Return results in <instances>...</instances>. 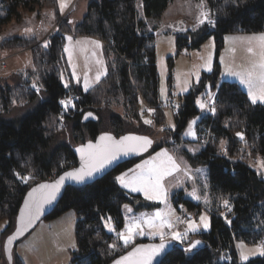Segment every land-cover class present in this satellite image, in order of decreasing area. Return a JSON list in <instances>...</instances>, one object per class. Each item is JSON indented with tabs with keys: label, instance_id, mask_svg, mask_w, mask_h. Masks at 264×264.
<instances>
[{
	"label": "trees",
	"instance_id": "trees-1",
	"mask_svg": "<svg viewBox=\"0 0 264 264\" xmlns=\"http://www.w3.org/2000/svg\"><path fill=\"white\" fill-rule=\"evenodd\" d=\"M169 1L141 0L140 13L137 0H87L84 14L74 21L69 19L71 11L63 16L57 13L55 29L40 42L34 37L0 36V51L24 49L31 55L29 68L0 75V219L8 220V231L17 225L30 188L53 181L76 164L75 147L105 134L114 138L159 137L157 145L149 147L146 153L170 137L191 165H206L208 178L205 202H194L182 189L172 194V201L184 207L189 216L206 208L210 228L189 233L183 242L166 235L171 244L162 258L164 264H264L262 255L240 261L235 250L238 240L264 243V167L259 168L256 163L258 158L264 162V104H253L235 81L226 80L215 86L219 70L215 64L212 71L202 73L201 77L211 81L215 88V113L201 114L196 124L197 135L203 132L205 142L202 144L198 138L201 144L191 152L183 146L180 135L190 118L199 113L195 104L199 88L177 98L180 106L176 112L168 105L174 127L158 129L167 120L166 106L158 91L155 27H150L145 18L158 17ZM206 3L214 24L205 21L196 30L177 34L178 51L185 50L187 45L198 47L209 36L214 37L219 49L229 32L264 29V0ZM0 6L5 11L1 23L17 16L19 8L56 7L57 0H0ZM65 32L93 36L103 42L107 72L87 91L73 84L65 88L62 83L63 66L66 68ZM68 93L74 95V100L65 109L60 99ZM38 98L41 101L32 106ZM150 107L155 114L149 118L152 123L147 124ZM86 111H92L97 118L82 121ZM52 118H61V129L49 124ZM63 133L70 134L71 142L59 141ZM173 138L177 141L173 142ZM141 154L84 183L68 182L44 216L48 219L67 209L75 210L77 247L73 264H108L137 242L160 240L157 236H135L125 246L117 237L124 225V203L135 208L157 205L125 190L113 177L114 172ZM20 177L29 179L25 183ZM224 200L230 203V210L224 206ZM109 217L114 232L105 227ZM195 240L201 243L185 251ZM113 244L115 248L111 247Z\"/></svg>",
	"mask_w": 264,
	"mask_h": 264
},
{
	"label": "rangeland",
	"instance_id": "rangeland-1",
	"mask_svg": "<svg viewBox=\"0 0 264 264\" xmlns=\"http://www.w3.org/2000/svg\"><path fill=\"white\" fill-rule=\"evenodd\" d=\"M64 3L66 6L62 11L61 0H57L56 7L43 6L34 10L19 8V14L17 16H12L0 23V36L34 37L38 39L39 42L42 41L55 29L54 26L57 23V13L63 16L66 12L71 11V14H68L71 16L69 19L70 21H74L84 14L87 0H64ZM136 4L140 13H142L141 0H137ZM202 11L206 12L210 19V11L206 0H170L158 17L145 18V21L150 27H155L153 31L155 34L158 91L160 99L163 100L162 104L166 106L164 113L167 120L165 123L169 127L173 128L174 125L171 116L172 112L167 104L169 98H179L180 95H183L192 88L200 89L195 95V104L199 113L191 117L185 128L180 132L182 140H184L182 144L185 148H189V143H199L197 141L196 124L201 114L210 111V102L214 99L215 88L211 81L201 79L202 73L212 71L216 64L219 70L215 86L218 87L222 81H235L248 95V88L246 85L240 83V78L238 76L228 75L227 72L230 70L232 72L246 74L252 69V64L259 61L260 49L257 46V42L252 41L250 43L245 38L264 34V29L255 32L234 31L225 34L223 44L219 49H217L214 37L209 36L204 39L198 47H190V45H187L185 50L178 51L176 43L177 34H185L187 31L196 30L201 25L199 22L200 19H204V17L201 16ZM3 16H5V11L0 6V17ZM205 21H208V19H205ZM68 37H72L71 41L67 39ZM64 38L65 44L63 53L66 68L63 66V71L61 73L62 83L63 85L67 83L68 87L71 84L80 85L85 91V77H87L88 84L90 85L89 88H91L99 82L96 80L97 74L103 73L100 76L101 79L107 72L103 42L93 36L74 35L70 32H65ZM93 41L99 42L100 47L93 44ZM66 47L69 51H65ZM249 47L254 49L255 54L249 53ZM209 58L211 70H209ZM1 60L5 63V66L0 68L1 76L10 72L25 70L31 66L30 51L24 49L18 51L1 50L0 61ZM98 61L102 63H98ZM258 71L257 69L256 72L258 73ZM185 88H187L186 91L184 90ZM40 98L36 99V101L32 103V106L35 107L36 104L41 101ZM198 100L206 105L203 110L197 103ZM147 111L148 115L146 118L151 120L149 119L150 116L154 115L152 111ZM57 120L58 121H56V118H52L49 124L61 129V118H57ZM191 121H195V124L192 126V131L195 133V136L185 135ZM158 129L163 128L159 127ZM169 138L166 139L168 143L158 147L156 150H150L147 153L144 151L140 159L132 164L134 165L138 162L141 164L143 161L155 156L157 152L167 150V152L181 165V171L174 173L173 176L166 177L163 181L167 190V200L166 202H161L160 208L154 209L155 212L160 211L161 213L170 202L169 194L171 193H169V190H171V188H174V192L180 189L185 191L187 189L186 186L189 185L192 189L195 188L197 190V194L201 196V198L203 197L202 203L205 202L207 195V186H205L208 181L207 168L204 166L202 167V165H191L186 160L184 154L179 150L180 146L171 143ZM149 139L152 141L150 146L152 147L157 145L158 141L156 140H159V137H153L152 139L149 137ZM71 140L70 134L63 133L60 135L59 141L71 142ZM203 143L204 142H202V144ZM79 147L80 146L75 147L74 150ZM189 151L194 152L193 150ZM256 163L257 167L260 168V158H258ZM132 165L127 166L126 169H130ZM185 167L191 170L190 174L194 175L193 180L185 175L183 171ZM197 169L201 171L197 172ZM191 200L199 203V201H195L192 198ZM125 205L131 209V212L127 211ZM122 207L126 223L130 218H134L132 211L135 210L129 203H124ZM171 215L173 216L174 213ZM201 216L207 217V229H205L201 223ZM76 218L77 214L75 210L67 209L52 218L47 219L42 217L33 226L27 229L23 228L22 234L17 233V229L21 228L18 226H12L11 230L8 231V220L5 218L0 219V264H16V262L19 261L23 264H73V252L77 247L75 236ZM189 220L200 226L197 232L208 231L210 228V215L206 208L202 207L198 213L191 214L180 226L170 231L184 232L187 228V221ZM164 231L167 234L169 229H164ZM10 236H14L15 238L11 243H8V238ZM241 244L244 245L243 249L238 247ZM260 245V243L238 240L235 243L238 259L244 261L240 258L241 251H244L248 255V259L260 255L257 251Z\"/></svg>",
	"mask_w": 264,
	"mask_h": 264
},
{
	"label": "snow or ice",
	"instance_id": "snow-or-ice-1",
	"mask_svg": "<svg viewBox=\"0 0 264 264\" xmlns=\"http://www.w3.org/2000/svg\"><path fill=\"white\" fill-rule=\"evenodd\" d=\"M65 6L64 0H61V11ZM201 16L204 17V19H200L199 21L201 24L204 23L205 19H208L210 24H214V21L208 18L206 12L202 11ZM67 39L71 41L72 37H68ZM245 39H247L250 43L252 41L257 42V46L260 49L259 61L253 63L252 69L246 74L232 72L230 70L227 74L238 76L240 78V83L247 86L248 95L253 104H256L257 102L264 103V34L247 37ZM92 43L97 47H100L99 42L93 41ZM45 47H47V42L45 43ZM65 51H69V49L66 47ZM248 51L249 53L255 54L252 47H249ZM98 63L102 62L98 61ZM257 69L259 70L258 73L256 72ZM209 70H211L210 58ZM102 74L103 73L97 74V81H99ZM33 87L36 88V85L33 84ZM64 87L67 88L68 84L65 83ZM89 87L90 85L88 84L87 77H85V91H87ZM184 90L186 91L187 88ZM37 91H39L38 88ZM60 103L64 105L65 109H67V107L72 104V101L71 99L61 100ZM197 103L202 110L206 107V105L199 100ZM209 110L213 113L216 111L214 107ZM149 111L151 112L153 110L149 109ZM90 116H92V113H88L85 116V119ZM145 123L151 124L152 121L145 120ZM193 124H195V121H191L189 123V128L185 135L195 136V133L192 131ZM237 135L243 138L242 134L238 133ZM151 144L152 141L145 136L129 135L122 136L117 140L111 135L105 134L101 135L95 144L89 142L77 148L76 151L80 154V167L66 172L52 184H41L37 188L32 189V191L28 194L29 199L25 200V208L21 210L22 225L26 227L30 224L32 220L39 215L44 204L51 203L56 199V196L60 192L61 186L64 184L66 179L76 183H84L86 180L93 178L94 174L103 171L109 165L113 164L120 158L121 155L127 156L132 153L138 154L140 152L147 151ZM261 167H264V162L261 163ZM181 170V165L177 162V160L170 155L167 150H162L157 152L155 156L150 157V159L143 161L141 164H137L134 169H129L127 172L121 173V175L115 177V180L123 188L130 189L131 192L143 193L146 200L166 202L167 190L163 181L166 177L173 176L174 173ZM183 171L185 175L191 178V170L189 168L185 167ZM196 171L199 172L201 170L197 169ZM20 178L25 183L29 179V177ZM189 195H191L194 199H200V196L197 194V190L195 188H193ZM223 204L226 208H229L228 200H224ZM125 208L128 212H131V209L128 208L127 205H125ZM167 215H171V212L168 214H162L160 211H157L153 215H142L140 217L130 218L125 223L123 231L117 233L118 239L122 240L125 246L131 244L134 237L137 235H150L152 237L159 236L160 243L137 245L127 255L122 256L119 260L115 261V264H153V261H155L157 257L165 255L166 248L168 247L165 243L166 235H170L172 240L183 242L188 238L190 232H197L200 227L193 221L189 220L187 221V228L184 232L170 231L166 234L164 231L165 228L169 230L174 228V224L171 220L166 218ZM176 219L179 220L178 217ZM200 220L203 227L207 229V217L201 216ZM105 227L110 232L116 231L112 225L111 217L107 218L105 221ZM145 228L149 229V231L146 232ZM23 230V227L18 228L17 233L22 234ZM14 238V236H10L8 238V243H11ZM200 243L201 241L199 240L192 241L185 251H191ZM111 247L115 248L116 245L113 244ZM238 247L243 249L244 245L241 244ZM257 251L260 255L264 256V243L258 246ZM240 258L241 260L246 261L249 257L244 251H241ZM157 264H164V260H159Z\"/></svg>",
	"mask_w": 264,
	"mask_h": 264
},
{
	"label": "water",
	"instance_id": "water-1",
	"mask_svg": "<svg viewBox=\"0 0 264 264\" xmlns=\"http://www.w3.org/2000/svg\"><path fill=\"white\" fill-rule=\"evenodd\" d=\"M32 84H34V83H32ZM37 87H38V86L36 85V88H37ZM88 113H92V116H90V117H88L87 119H85V116H86ZM96 118H97V116H96L92 111H86V112L83 113V115H82V121H84V122L87 121V120H90V119L95 120ZM99 137H100V136H99ZM99 137H97L96 140L91 141V142H92L93 144H95L96 141L99 139ZM121 137H122V136H121ZM119 138H120V137L115 138V139L118 140ZM87 143H89V142H87ZM87 143H85V144H87ZM85 144H83V145H85ZM81 146H82V145H80V147H81ZM135 154H136V153H132V154H129V155H127V156L121 155L120 158H119L118 160H116L113 164L109 165V166H108L107 168H105L103 171L94 174V176H96V175H98V174H101V173H104V172H106V171H109V170H110L112 167H114L115 165L120 164L121 162L125 161L126 159H129V158L133 157ZM75 158H76V164H75L72 168H70L68 171H66V172L72 171L73 169H75V168H79V167H80V154H79L76 150H75ZM66 172H64L63 174H61L59 177H57L56 179H54V180L51 181V182H42V183H39V184H37V185H35V186H33L32 188L29 189V191H28V193H27V195H26V197H25V199H24V201H23V203H22V205H21V208H20V211H19V221H18L16 227L18 226V227H23V228L27 229L28 227L33 226L36 222L39 221V219H41L42 217H44V216H45V215L51 210V208L53 207V205L56 203L57 198L60 196L61 191L63 190L64 186H65L68 182H70L71 180H67V179L65 180L64 184L61 186L60 192H59V193L57 194V196H56V199L53 200L51 203L44 204L43 209L41 210V212L39 213V215H38L35 219H33L32 222H31L30 224H28V225L25 227V226L22 225V223L20 222V220H21V210L25 208V200H26V199H29L28 194L32 191V189L37 188V187H38L39 185H41V184H52V183H54L56 180H58L62 175H64ZM94 176H93V177H94ZM88 180H89V179H88ZM86 181H87V180H86ZM73 182H74V181H73ZM37 195H39V194H37ZM26 218H27V213H26ZM19 222H20V225H19ZM13 232H14V231H13ZM159 243H160V240H159V241H142V242H137V243L133 244L131 247H129V248H128L126 251H124L123 253L117 255L116 257H114V258H113L108 264H115V261L119 260L122 256L127 255V254H128L129 252H131L132 249L135 248L137 245H141V244L148 245V244H159ZM165 243H166V245L168 246V247L166 248V251H165V255H166V254L169 252L171 241L165 239ZM165 255H164V256H161V257H157V259H156L155 261H153V264H157V262H158L159 260H162V258L165 257Z\"/></svg>",
	"mask_w": 264,
	"mask_h": 264
},
{
	"label": "crops",
	"instance_id": "crops-1",
	"mask_svg": "<svg viewBox=\"0 0 264 264\" xmlns=\"http://www.w3.org/2000/svg\"><path fill=\"white\" fill-rule=\"evenodd\" d=\"M156 141H158L159 142V140H156ZM167 140H166V137H165V139H162V143L160 144V146H163L165 143H167L166 142ZM187 144V143H186ZM201 143H197V144H195V143H189V148L188 147H186L187 149H189V150H193V151H195L196 149H198V147H199V145H200ZM160 146H158V147H160ZM158 147H156L154 150H156ZM147 153V152H146ZM141 157V156H140ZM140 157L137 159V161L140 159ZM136 161V160H135ZM135 161H133L131 164H129V165H127V166H131ZM137 164H140L139 162L138 163H135L134 165H132V167L130 168V169H134L135 168V166L137 165ZM202 165V164H201ZM127 166H125V167H122L121 169H119L118 171H116V172H114V174H113V177H114V179H115V177H117V176H119V175H121V173H123V172H127L129 169H126L127 168ZM196 166V165H195ZM206 167V165H202V167ZM190 176H191V178H192V180H193V177H194V175L192 174H190ZM206 186L208 185V182H206V184H205ZM187 187V189L184 191V194H185V196H187L188 198H192V199H194L191 195H189V193H191L192 192V187L191 186H186ZM125 189V188H124ZM125 190H127V191H129V192H131L130 191V189H125ZM175 190H174V188H171V190H169V193H171V194H169L170 195V202L166 205V208L162 211V214H168L169 212H171V214L172 213H174L179 207H181L180 205L179 206H177L175 203H173V201H172V198H171V196H172V194H173V192H174ZM131 193H137V194H140L143 198H144V195L142 194V193H138V192H131ZM203 198V197H202ZM201 198V196H200V199L199 200H197V199H194L195 201L197 200V201H199V203H202V199ZM145 199V198H144ZM152 202H156L157 203V205H155V206H151V207H144V208H135L132 204H130L131 206H132V208L135 210V211H132L133 212V217L134 218H136V217H140V216H142V215H153L154 213H155V208H160V206H161V202L160 201H152ZM155 209V210H154ZM122 210H123V207H122ZM154 210V211H153ZM123 215H124V213H123ZM170 217H172V215H167L166 216V218H170ZM124 223H125V219H124ZM124 226V225H123ZM123 229V228H122ZM165 229H167V228H165ZM145 231L147 232V231H149V230H147V229H145ZM169 233V232H168ZM138 237H141V238H150V237H152V236H150V235H143V236H141V235H137ZM157 237H159V236H157Z\"/></svg>",
	"mask_w": 264,
	"mask_h": 264
},
{
	"label": "built area",
	"instance_id": "built-area-1",
	"mask_svg": "<svg viewBox=\"0 0 264 264\" xmlns=\"http://www.w3.org/2000/svg\"><path fill=\"white\" fill-rule=\"evenodd\" d=\"M5 63H4V61L3 60H1L0 61V66L1 67H4L5 65H4ZM67 99H71V101H72V104H73V100H74V95L72 94V93H68L67 95H65V96H63L61 99H60V101L61 100H67ZM61 104V103H60ZM72 104L71 105H69L68 107H71L72 106ZM62 105V104H61ZM168 105L174 110V112H176L177 111V109L179 108V106H180V102H179V100L177 99V98H172V99H170L169 101H168ZM64 106V105H63ZM210 107L211 108H215V102L214 101H211L210 102ZM149 109H152L153 111H152V114H155V109L153 108V107H150ZM148 109V110H149ZM151 114V113H150ZM166 123L164 122V123H161V127H165V126H167V124L165 125ZM198 138L201 140V141H203V142H205V140H206V137H205V134L203 133V132H201L199 135H198ZM172 141L173 142H176L177 141V139L176 138H173L172 139ZM180 142H181V139H180ZM229 206H230V203H229ZM189 216V212L184 208V207H179L178 209H177V211L174 213V215L172 216V217H170V218H167V219H170L171 220V222L174 224V227H177V226H179L187 217ZM179 218V220H177L176 218Z\"/></svg>",
	"mask_w": 264,
	"mask_h": 264
},
{
	"label": "flooded vegetation",
	"instance_id": "flooded-vegetation-1",
	"mask_svg": "<svg viewBox=\"0 0 264 264\" xmlns=\"http://www.w3.org/2000/svg\"><path fill=\"white\" fill-rule=\"evenodd\" d=\"M142 152H140V153H138V154H135L133 157H131V158H136L137 156H139L140 154H141ZM131 158H129V159H131ZM20 222H21V220H20ZM20 222H19V225H20ZM14 231V230H13Z\"/></svg>",
	"mask_w": 264,
	"mask_h": 264
}]
</instances>
